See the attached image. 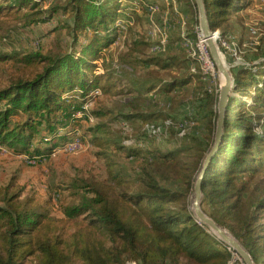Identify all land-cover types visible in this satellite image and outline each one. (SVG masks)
I'll return each mask as SVG.
<instances>
[{
    "label": "trees",
    "instance_id": "trees-1",
    "mask_svg": "<svg viewBox=\"0 0 264 264\" xmlns=\"http://www.w3.org/2000/svg\"><path fill=\"white\" fill-rule=\"evenodd\" d=\"M44 1L0 0V20L18 19L25 11L28 25L49 21L59 9L57 5L40 9ZM204 2L211 29L222 37L235 24L231 17L254 0ZM187 4L191 6L188 0ZM60 7L72 13L67 26L73 43L81 44L79 50L22 58L0 50V146L51 160L55 148L77 134L84 138L81 130L86 124L84 133L104 162L105 176L69 181L58 217L51 214L50 198L26 192L16 176L0 184V264H25L28 258L36 264H240L231 263L234 250L189 208L193 177L214 142L218 96L187 71L167 80V70L188 68L190 59L178 48L149 53L150 43L141 35H129L126 50L109 59L104 51L117 38L118 0H65ZM245 59L248 66L231 70L236 95L229 100L222 141L202 181V208L239 240L256 264H264V47ZM11 60L19 64L8 67ZM115 60L134 71L118 74ZM193 82L197 93L170 96ZM96 90L101 94L95 105L78 115ZM128 94L133 96L131 111H125V105L116 119L138 122V132L130 123L131 131L112 132L103 120L112 110L97 106ZM155 95L171 100L159 105ZM88 114L99 122L94 124ZM185 119L199 125L193 143L184 142L154 160L150 140L157 136L147 134L145 125L161 126L160 135L166 138L182 135ZM130 139L147 143L144 147L125 143ZM116 150H126L128 159L145 160L144 166L133 172L118 166ZM187 150L196 155L181 156Z\"/></svg>",
    "mask_w": 264,
    "mask_h": 264
},
{
    "label": "rangeland",
    "instance_id": "rangeland-1",
    "mask_svg": "<svg viewBox=\"0 0 264 264\" xmlns=\"http://www.w3.org/2000/svg\"><path fill=\"white\" fill-rule=\"evenodd\" d=\"M188 1L191 3V6L187 4V0H118V14L123 16L121 19L124 20L126 28L121 29V31L115 28L114 34H117V39L104 52L107 53L109 59L111 56L116 58L122 54L127 48L126 43L129 35H141L144 40L148 41L150 47L148 51L147 49L145 51L149 53L166 54L169 51L174 52V48H178L182 56L190 59L188 62L189 67L181 71L169 69L164 73L165 78L167 80H175L176 75L187 71L195 74L194 80L197 83L201 82L202 85L204 84L206 88L212 90V92H215L219 96L221 77L216 66L210 65L207 61V45L204 41H201L202 32L199 25L198 9L194 0ZM133 3L137 4L138 8ZM64 4L65 0H45L42 2L40 9L44 11L49 6L54 5H57L59 9L46 22L28 25L29 21L23 17L25 11H22L18 15V19L0 20V50L3 52H17L21 58L36 52L47 54L51 51L67 52L79 50L81 44L73 43L72 32L67 26V22L72 13L63 11L60 6ZM239 14L231 17L235 21V24L229 29L227 36L224 35L221 37L220 31H217L219 37L218 43L230 70L236 65L248 66L249 63L245 59V56H253L259 47H264V0H254L250 7ZM137 15L139 16L138 19ZM238 16H241L243 20H240ZM133 26L134 28L130 31V28ZM90 32L88 30L84 37L82 34L81 37H83L82 39L84 41L88 40ZM162 40L166 42L163 48L160 51H153L152 47ZM219 40H222V43L225 40L230 47L228 44L223 45V47ZM109 59L106 61L107 63ZM96 62L101 64L102 60ZM14 63L16 62L13 60L6 62L8 67ZM16 64H19V62ZM20 65L22 64L20 63ZM113 66L118 71V74H126L125 71H134L133 67L127 64H120L116 60ZM139 68L141 72L144 70L142 67ZM196 88L198 86L193 82L191 85L176 89L177 92L175 90L170 96L182 94L190 97L193 93H197ZM149 96L152 97L153 93ZM154 98L159 100V105L167 104L171 100L170 97L160 95H155ZM132 101V94H128L113 96L112 99L103 101V103L99 102L97 107L101 108V110H112V114L103 119L104 122L109 123L112 132L123 134V130L126 132L131 131V126H133L135 132H138V122H129L131 124L130 126L129 123L116 119L118 110L120 108L124 109L125 105H127L125 111H131L129 104L133 103ZM171 105L173 106L174 104L171 102ZM181 107L183 108L184 106ZM97 121L99 122V119H94L92 122L96 123ZM83 126L81 130L84 136L83 145L75 150L56 152L55 155L52 154L51 160H30L25 155L16 154L8 147L0 146V184H6L11 178L16 176L19 182L26 186V192H38L43 200L50 198L49 208L51 214L56 217L60 216V204L62 199L68 194L63 189L69 181L75 178L101 179L105 176L104 162L101 158L97 157L95 154L96 149L90 143V137L84 133L87 125L84 124ZM197 127L199 125L194 121L192 126L185 128V133H187L185 135L177 134L175 136L172 133L166 138L162 137V139L150 140L151 147L154 149V160L158 159L164 153L179 149L184 146V142L191 145L193 143V135L197 134L195 131ZM189 150L182 153L181 156L185 158L190 157L191 151ZM125 154H127L126 150L114 151L118 166L130 172H133V169L139 170L145 162V160L139 157L128 159ZM195 155L193 154L191 157ZM198 172L193 177V187ZM57 186L60 189L56 188ZM193 192L194 190L192 188V191L188 195L190 209ZM234 261L245 264L243 259H240L235 251L231 263ZM25 264H36V261L33 258H28Z\"/></svg>",
    "mask_w": 264,
    "mask_h": 264
},
{
    "label": "water",
    "instance_id": "water-1",
    "mask_svg": "<svg viewBox=\"0 0 264 264\" xmlns=\"http://www.w3.org/2000/svg\"><path fill=\"white\" fill-rule=\"evenodd\" d=\"M198 9L199 25L202 32L204 42L207 44L210 56L214 61L216 68L221 77V84L217 102L218 118L216 123L215 138L213 145L203 159L201 168L198 172L197 178L193 187V198L191 201V209L194 216L204 224L209 230H211L217 238L224 243L228 244L240 257L245 264H256L250 252L235 238L226 228L222 227L212 217L205 213L202 208L203 201V188L202 181L206 170L216 154L219 145L222 141L225 115L231 97L235 96L234 92V77L227 65L224 55L220 49L218 43V32L211 29L209 18L204 0H194ZM223 76V80H222Z\"/></svg>",
    "mask_w": 264,
    "mask_h": 264
},
{
    "label": "built area",
    "instance_id": "built-area-1",
    "mask_svg": "<svg viewBox=\"0 0 264 264\" xmlns=\"http://www.w3.org/2000/svg\"><path fill=\"white\" fill-rule=\"evenodd\" d=\"M130 3V2H128ZM137 8V4L133 3ZM132 4V5H133ZM114 28H117L119 29V31H121V29H124L126 28L125 26V23H124V20L121 19V18H118L116 20V22L114 23ZM219 38V37H218ZM201 41H204L203 40V37H202V40ZM223 45H226L228 44V42H226L225 40L223 41L222 43V40H219ZM166 42H164V40H162L161 42L159 41L158 43L155 44V46L152 47V50L154 51H160L162 48H163V45L165 44ZM207 45V44H206ZM229 45V44H228ZM224 47V46H223ZM230 47V45H229ZM206 53H207V61L210 65H214L215 67V64H214V61L212 60L211 56H210V53H209V49H208V46H206ZM101 94V91L100 90H96L93 94H91V98L85 103V105L83 106V111L81 112H78V115H84L86 114V112L88 113L89 110L92 108V106H94V103H95V100L97 98V96H99ZM89 117H90V120L93 121L94 118L92 117V115L88 114ZM193 121L191 119H185L183 121V123L181 124V127L183 128V131L181 132L182 135L185 134V131H186V127L187 126H192L193 125ZM145 130H146V133H152V134H155L157 136L158 139H162V136L160 135L162 131H164V128H162L161 126H157V127H154V126H149L148 124L145 125ZM125 143L127 144H132V143H135L136 146H139V147H144L147 143L146 140H139V141H136L134 139H130V140H127ZM83 145V138L81 137L80 134H77L75 135V137L66 142L65 144L60 145L59 147L55 148L54 151H53V155H55L56 152H59V151H66V150H75L76 148H79ZM27 155H25L26 157ZM30 160L32 159H39V158H30V157H26ZM132 159H134V157H132Z\"/></svg>",
    "mask_w": 264,
    "mask_h": 264
},
{
    "label": "crops",
    "instance_id": "crops-1",
    "mask_svg": "<svg viewBox=\"0 0 264 264\" xmlns=\"http://www.w3.org/2000/svg\"><path fill=\"white\" fill-rule=\"evenodd\" d=\"M122 17H123V16H121V15H120V17H119V18H122ZM116 39H117V38H116ZM116 39L114 40V42L116 41ZM114 42H113V43H114ZM150 94H151V93H150Z\"/></svg>",
    "mask_w": 264,
    "mask_h": 264
},
{
    "label": "bare ground",
    "instance_id": "bare-ground-1",
    "mask_svg": "<svg viewBox=\"0 0 264 264\" xmlns=\"http://www.w3.org/2000/svg\"><path fill=\"white\" fill-rule=\"evenodd\" d=\"M223 77V76H222ZM224 79V78H223Z\"/></svg>",
    "mask_w": 264,
    "mask_h": 264
}]
</instances>
